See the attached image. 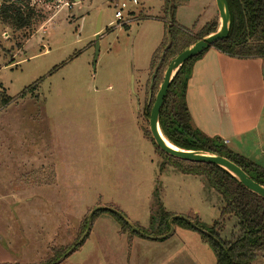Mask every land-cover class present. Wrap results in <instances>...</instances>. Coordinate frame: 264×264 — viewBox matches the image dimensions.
<instances>
[{
  "label": "rangeland",
  "instance_id": "rangeland-1",
  "mask_svg": "<svg viewBox=\"0 0 264 264\" xmlns=\"http://www.w3.org/2000/svg\"><path fill=\"white\" fill-rule=\"evenodd\" d=\"M28 1L36 11L29 27L0 23V87L11 97L0 108L6 254L14 264H49L67 248L58 264H215L199 230L175 222L162 239L129 237L105 211L76 246L81 221L96 208L146 230L165 211L197 216L206 229L218 219L219 193L203 177L163 165L148 129L145 107L158 89L149 63L165 31L164 0ZM174 16L193 33L214 18L219 24L215 0H188ZM231 229L228 220L223 238Z\"/></svg>",
  "mask_w": 264,
  "mask_h": 264
},
{
  "label": "trees",
  "instance_id": "trees-1",
  "mask_svg": "<svg viewBox=\"0 0 264 264\" xmlns=\"http://www.w3.org/2000/svg\"><path fill=\"white\" fill-rule=\"evenodd\" d=\"M226 1L230 15V29L224 39L214 42L211 46L230 56L264 57V0ZM187 2L188 0H164L162 6L164 12L160 19L164 21L165 31L149 63L153 91L158 88L162 73L173 57L199 38L217 29L216 18L205 24L197 33L180 26L175 20V11L179 5H185ZM35 13L28 0H0V23L12 30L29 27L36 16ZM205 51L206 49L183 63L173 77L160 108L159 128L163 136L173 145L186 150H203L224 156L238 165L252 180L264 186V167L233 152L219 137L207 136L192 122L185 99L187 82L193 63ZM10 101L11 97L0 87V108ZM145 108L150 110V105H146ZM151 141L156 153L162 157L163 165H172L183 174L203 177L207 185L218 192L222 199L218 219L208 229L198 224L197 216L186 217L194 226L180 218L174 219L172 225L178 222L184 228L199 230L201 238L209 243L214 252L215 264H264V198L247 189L219 166L186 161L167 155L155 145L153 139ZM102 211L111 213L118 222L119 232L126 233L129 237L162 236L169 231L168 220L174 215L168 211L162 212L157 227L152 230H146L134 223V227L144 234L141 235L119 214L108 208L96 209L90 217V223L94 215ZM228 220L232 221V233H229V239H225L221 232L224 231ZM87 223L85 216L79 226L78 238L84 233ZM86 235L87 233L76 246L81 245ZM66 250L56 252L49 264L55 262Z\"/></svg>",
  "mask_w": 264,
  "mask_h": 264
},
{
  "label": "crops",
  "instance_id": "crops-1",
  "mask_svg": "<svg viewBox=\"0 0 264 264\" xmlns=\"http://www.w3.org/2000/svg\"><path fill=\"white\" fill-rule=\"evenodd\" d=\"M185 99L194 126L264 167V57L230 56L210 46L192 65ZM5 250L0 244V264H14Z\"/></svg>",
  "mask_w": 264,
  "mask_h": 264
},
{
  "label": "water",
  "instance_id": "water-1",
  "mask_svg": "<svg viewBox=\"0 0 264 264\" xmlns=\"http://www.w3.org/2000/svg\"><path fill=\"white\" fill-rule=\"evenodd\" d=\"M215 4L217 7V12L219 15V24L217 26V29L201 38L196 40L194 43L190 44L186 48H184L182 51H180L175 57H173L167 64L164 73H163V78L162 81L159 84V87L157 89V92L154 97V101L151 105L149 114H148V129L151 138L153 139L155 145L163 151L167 155H171L173 157L186 160V161H191V162H201V163H209L213 164L216 166H219L220 168L224 169L227 171L229 174H231L237 181H239L243 186H245L247 189L250 191L256 193L257 195L261 196L264 198V186L255 182L252 180L238 165L230 161L224 156L210 153L207 151L203 150H186L182 148H173L170 146V143L162 134L159 124H158V117H159V112L160 108L163 103V99L167 93V90L169 88V85L179 70V68L185 63L188 59L198 55L205 49L209 48L214 42L224 39L229 32L230 29V15H229V10L227 6V1L226 0H215ZM99 24L97 25V29L95 32V52L96 54L98 53V40H99ZM97 209V208H96ZM93 209L90 211L88 214V223L86 230L82 237L80 238L79 241L82 240L84 235L88 232V227H89V222H90V217L92 213L96 210ZM111 211L119 214L128 224L130 227H132L136 232H138L141 235L142 232L134 227V225L120 212L116 211L115 209L108 208ZM182 219L190 223L191 225L194 226V224L186 217L184 216H176L173 215L169 218L168 224H169V231L162 235V236H150V235H144L147 238H152V239H162L165 238L166 236L170 235L173 232V225L172 221L174 219ZM78 241V242H79ZM217 241V240H216ZM72 248L68 250L65 254H63L61 257H59L55 263L60 261L64 256H66ZM54 264V263H53Z\"/></svg>",
  "mask_w": 264,
  "mask_h": 264
},
{
  "label": "built area",
  "instance_id": "built-area-1",
  "mask_svg": "<svg viewBox=\"0 0 264 264\" xmlns=\"http://www.w3.org/2000/svg\"><path fill=\"white\" fill-rule=\"evenodd\" d=\"M133 2L136 3V0H133ZM65 5L70 7V4H68V3H65ZM125 6H126L125 3H121L120 4V8L119 9H116L114 16H115V18H116L117 21H120L122 19L121 9L123 7H125Z\"/></svg>",
  "mask_w": 264,
  "mask_h": 264
},
{
  "label": "bare ground",
  "instance_id": "bare-ground-1",
  "mask_svg": "<svg viewBox=\"0 0 264 264\" xmlns=\"http://www.w3.org/2000/svg\"><path fill=\"white\" fill-rule=\"evenodd\" d=\"M171 147L173 148H178L177 146L173 145V144H170Z\"/></svg>",
  "mask_w": 264,
  "mask_h": 264
}]
</instances>
